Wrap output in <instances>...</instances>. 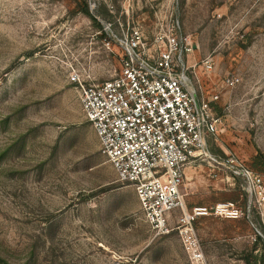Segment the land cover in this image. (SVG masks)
<instances>
[{
	"label": "rangeland",
	"instance_id": "374dc122",
	"mask_svg": "<svg viewBox=\"0 0 264 264\" xmlns=\"http://www.w3.org/2000/svg\"><path fill=\"white\" fill-rule=\"evenodd\" d=\"M158 13L173 14L190 36L202 88L220 93L225 125L208 160L187 172L186 205L234 202L247 215V193L222 158L264 179L251 166L264 155V0H0V264H264L257 202L251 220L198 219L199 258L177 230L156 236L82 111L80 84L119 70L103 24L148 30ZM208 57L211 73L201 65ZM226 75L238 84L222 88Z\"/></svg>",
	"mask_w": 264,
	"mask_h": 264
},
{
	"label": "built area",
	"instance_id": "2783aa9c",
	"mask_svg": "<svg viewBox=\"0 0 264 264\" xmlns=\"http://www.w3.org/2000/svg\"><path fill=\"white\" fill-rule=\"evenodd\" d=\"M103 33V44L119 51V70L107 81L84 85L72 74L80 84L82 111L119 182L134 189L151 230L156 236L177 230L186 236L187 251L199 258L197 220H251L252 204L264 205V179L230 154L222 158V171L241 180L250 200L247 215L234 202L189 209L186 171L207 161L209 144L225 132L217 112L220 93L205 94L192 57L195 47L173 14H156L148 30L117 19L104 23ZM201 65L211 73L213 59ZM238 82L236 75H226L221 86L233 88ZM257 237L256 232L253 240Z\"/></svg>",
	"mask_w": 264,
	"mask_h": 264
},
{
	"label": "trees",
	"instance_id": "16d2710c",
	"mask_svg": "<svg viewBox=\"0 0 264 264\" xmlns=\"http://www.w3.org/2000/svg\"><path fill=\"white\" fill-rule=\"evenodd\" d=\"M82 12L84 14H86L87 16H89L90 18H92L87 6L82 10ZM98 26L100 27V29H102V26L100 24H98ZM217 110H218V108H217ZM251 166L254 169H261L262 167L264 168V155L261 154L260 152L257 153L256 156L252 159Z\"/></svg>",
	"mask_w": 264,
	"mask_h": 264
},
{
	"label": "bare ground",
	"instance_id": "6f19581e",
	"mask_svg": "<svg viewBox=\"0 0 264 264\" xmlns=\"http://www.w3.org/2000/svg\"><path fill=\"white\" fill-rule=\"evenodd\" d=\"M191 170H192L191 168H188V170L186 171V173L189 172V171H191Z\"/></svg>",
	"mask_w": 264,
	"mask_h": 264
}]
</instances>
